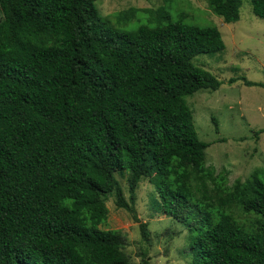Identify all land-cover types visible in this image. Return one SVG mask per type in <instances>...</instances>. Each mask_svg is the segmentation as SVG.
Returning <instances> with one entry per match:
<instances>
[{"label": "trees", "instance_id": "obj_1", "mask_svg": "<svg viewBox=\"0 0 264 264\" xmlns=\"http://www.w3.org/2000/svg\"><path fill=\"white\" fill-rule=\"evenodd\" d=\"M97 1L0 0V264H130L125 236L101 227L113 196L149 243L132 208L143 179L187 226L190 264H264V170L229 185L206 166L186 102L222 84L192 62L224 51L219 30L166 16L120 33ZM204 1L239 20L242 0ZM249 1L264 20V0Z\"/></svg>", "mask_w": 264, "mask_h": 264}, {"label": "rangeland", "instance_id": "obj_2", "mask_svg": "<svg viewBox=\"0 0 264 264\" xmlns=\"http://www.w3.org/2000/svg\"><path fill=\"white\" fill-rule=\"evenodd\" d=\"M96 7L107 26L120 33L142 25H165L166 16L171 21L182 17L186 24L217 28L224 51L197 55L192 62L222 84L215 91L202 89L186 98L198 138L209 144L205 165L217 173L224 170L229 185L245 181L256 169L264 170V133L254 135L264 129V20L254 16L249 0H242L239 20L230 24L214 15L204 0H98ZM127 10L132 14L118 21ZM241 76L262 86H245L241 80L229 83ZM116 178L128 200L126 177ZM154 194L153 186L143 179L132 205L139 222L147 224L149 243L141 240L139 223L132 215L116 208L113 196L106 200L108 219L101 228L125 236L124 251L130 264H142L141 252L149 264H190L187 226L165 216ZM233 212L241 221L251 219L239 207Z\"/></svg>", "mask_w": 264, "mask_h": 264}]
</instances>
